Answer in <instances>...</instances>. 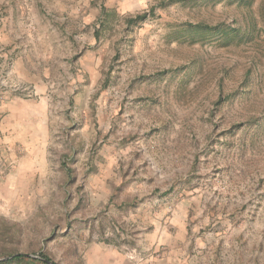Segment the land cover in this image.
<instances>
[{
  "label": "rangeland",
  "instance_id": "374dc122",
  "mask_svg": "<svg viewBox=\"0 0 264 264\" xmlns=\"http://www.w3.org/2000/svg\"><path fill=\"white\" fill-rule=\"evenodd\" d=\"M163 1L0 0L1 247L264 264V0Z\"/></svg>",
  "mask_w": 264,
  "mask_h": 264
},
{
  "label": "trees",
  "instance_id": "16d2710c",
  "mask_svg": "<svg viewBox=\"0 0 264 264\" xmlns=\"http://www.w3.org/2000/svg\"><path fill=\"white\" fill-rule=\"evenodd\" d=\"M241 1V0H240ZM176 2H189L190 6H197L199 3H203V0H164L162 4L168 5ZM155 9V8H154ZM150 10V12H153ZM105 11L103 8L102 12ZM149 14L139 13L134 17L128 19L130 24H135L138 21L145 20ZM103 17V16H102ZM229 23V22H228ZM185 27H183V32L185 35H182L184 40L190 41L187 43L193 44V42H217L222 45H227L233 39L231 36L234 35L235 31L238 29L234 26V24L224 23H214L209 20L200 19L196 22H186ZM239 28V27H238ZM183 42V41H181ZM197 68V67H195ZM219 103V101L217 102ZM67 175L72 177V169L66 166ZM127 202L125 203V205ZM124 205V204H123ZM124 205V206H125ZM0 222L9 226V230L13 227H19V225L12 224L5 219H0ZM7 258V259H3ZM12 263H23V264H56L51 255L44 251H39L38 256L34 257L28 254H25L19 250H9L0 246V264H12Z\"/></svg>",
  "mask_w": 264,
  "mask_h": 264
},
{
  "label": "water",
  "instance_id": "95a60500",
  "mask_svg": "<svg viewBox=\"0 0 264 264\" xmlns=\"http://www.w3.org/2000/svg\"><path fill=\"white\" fill-rule=\"evenodd\" d=\"M4 259H7V258H4Z\"/></svg>",
  "mask_w": 264,
  "mask_h": 264
}]
</instances>
